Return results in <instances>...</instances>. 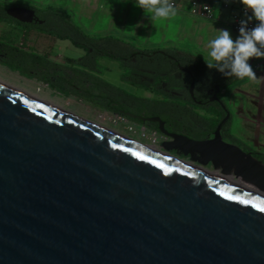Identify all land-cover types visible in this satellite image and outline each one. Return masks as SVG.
Returning <instances> with one entry per match:
<instances>
[{
    "label": "water",
    "instance_id": "obj_1",
    "mask_svg": "<svg viewBox=\"0 0 264 264\" xmlns=\"http://www.w3.org/2000/svg\"><path fill=\"white\" fill-rule=\"evenodd\" d=\"M120 114L158 124L161 152L192 167L0 82V264H264V170L223 140L229 113L205 140Z\"/></svg>",
    "mask_w": 264,
    "mask_h": 264
},
{
    "label": "rangeland",
    "instance_id": "obj_2",
    "mask_svg": "<svg viewBox=\"0 0 264 264\" xmlns=\"http://www.w3.org/2000/svg\"><path fill=\"white\" fill-rule=\"evenodd\" d=\"M15 4H24L35 7L38 10L53 9L69 17L72 23L80 28L85 34L95 39L102 37H114L121 45H129L141 52L163 51L172 49L178 52H186L192 56L207 60V44L214 39L218 32L216 29H227L235 39L239 34L230 29L226 22H218L219 7H214L215 20L206 21L192 17L188 14L187 2L183 8H177L178 14L171 20L153 22L144 16L143 11L133 6L134 0H5ZM175 4L178 0H169ZM8 25L5 30H0V42L26 49L31 52L40 53V56L54 61H61L67 69H75L82 72L85 68L83 62L96 61V72L99 69L102 78H98L108 84L121 89L133 96L142 98L141 95L130 93L123 88L121 75L128 71L123 68V63L118 60H110L105 57L92 56L91 61L83 58L86 51L75 47L70 40L55 39L38 31H27L26 28L14 21L5 22ZM12 25V26H11ZM120 45V46H121ZM150 55V54H147ZM48 60V59H47ZM81 60L82 63L73 61ZM100 60L105 64L114 66L112 69H104L99 66ZM157 59L153 58L139 60L140 64L146 66L154 65ZM250 63L258 77H264V58L252 59ZM83 64V65H82ZM103 65V64H102ZM77 67V68H75ZM81 68V69H79ZM116 68V69H115ZM18 72L11 70L9 66L0 64V82L26 93L40 101L67 111L85 121L95 123L103 128L111 130L131 141L163 151L160 139L157 136L155 142L149 135L143 134L144 127L127 121L125 118L103 111L99 106L91 102L76 98L73 95L65 96L60 90H53L36 81L29 80ZM159 80V79H158ZM160 81V80H159ZM161 89H165L161 86ZM140 89V88H137ZM152 100L171 102L170 98L158 95L154 89H150ZM144 94V93H143ZM218 97L224 102L230 113L229 132L237 139L234 145L239 146L246 153L264 155V81L257 84L254 80L245 77L234 80L224 89H220ZM176 103V101H174ZM192 110L202 114L201 109L189 104ZM152 134V133H151ZM150 134V135H151ZM190 137L198 136L190 134ZM224 140V139H223ZM225 142L231 143L229 140ZM259 159V158H258ZM261 159V158H260ZM262 163V162H261ZM207 170L213 171L209 165ZM228 173V172H223Z\"/></svg>",
    "mask_w": 264,
    "mask_h": 264
},
{
    "label": "trees",
    "instance_id": "obj_3",
    "mask_svg": "<svg viewBox=\"0 0 264 264\" xmlns=\"http://www.w3.org/2000/svg\"><path fill=\"white\" fill-rule=\"evenodd\" d=\"M11 7L14 6L0 4L1 22L14 21L24 26L27 31H38L41 29L40 33L43 35L60 40H70L75 47L83 48L86 51L83 58L89 57L88 60L90 61L92 56L118 60L123 63V68L128 71V73H125L126 75H121V81L129 84L130 86L148 90L149 87L154 84V90L158 95L170 98L171 100L178 98L171 96L170 92H183L182 90L176 88L177 85L173 82L172 77L170 76L171 72L176 70V67L170 63L168 59H165L164 55H160L156 51L141 52L129 45H121L117 40H114V37L106 36L98 39L90 37L80 28L75 26L69 17L53 9L38 10L29 7V9L34 11L35 16L41 21V23L23 24L12 19L6 14V11ZM162 52L166 55L176 57L178 59V63L183 67H188L189 65L194 66L196 68L195 72L198 76L207 78V82L210 85L218 83L220 85L219 89H224L234 80H238V78L234 76H225L214 69H209L203 60L186 52H178L172 49H166ZM132 53L153 54L154 56H151L152 59L155 58L160 62L164 61L165 63L161 66L160 70L157 71L156 75L145 76L143 73L138 71V69L142 68L141 65L129 64L128 59ZM73 62L80 64L83 61L81 62V60H79ZM0 64L9 66L11 70L18 72L27 79L40 81L53 90L58 89L65 96L73 95L76 98L87 100L95 106H99L103 111L123 117L126 120L137 123L143 127L147 124H143L139 120L126 118L121 115L120 112L127 111L134 114L145 113L146 115H160L164 118V109L172 106V101L169 103L167 101H155L148 98L133 96L87 73L75 69L64 68L48 61L34 52L25 49H17L16 47H12L2 42H0ZM83 64H85L84 67L89 71L96 72L95 60L91 61L90 64L89 62H83ZM157 66L158 64H154L145 68L152 69L154 67L157 69ZM162 73H165V76H162ZM143 77L151 79L153 83L141 81L140 79ZM163 83L165 84V89L160 88V84ZM128 100L134 102V105H131ZM189 103L192 106L195 105L194 103H191V101H189ZM197 107L205 108L211 115L210 117L200 118L203 123V130L198 129L196 131L198 132V137L205 138L206 136L214 133L217 125L223 117V112L221 109L214 107V105ZM229 124L230 121L223 127L221 136L224 140H229L231 143H234L237 139L229 132ZM150 127L151 131H157L156 126ZM190 132L194 131L192 130ZM252 155L257 160L264 163L263 154L252 153Z\"/></svg>",
    "mask_w": 264,
    "mask_h": 264
},
{
    "label": "clouds",
    "instance_id": "obj_4",
    "mask_svg": "<svg viewBox=\"0 0 264 264\" xmlns=\"http://www.w3.org/2000/svg\"><path fill=\"white\" fill-rule=\"evenodd\" d=\"M238 3L246 17L240 21L239 35L234 39L227 29H216L218 35L208 42L204 62L209 69L225 76L247 77L260 84L264 77L256 75L250 60L264 58V0H238ZM133 6L153 22L168 21L178 14L176 5L169 0H134ZM252 21L254 27L249 28Z\"/></svg>",
    "mask_w": 264,
    "mask_h": 264
},
{
    "label": "flooded vegetation",
    "instance_id": "obj_5",
    "mask_svg": "<svg viewBox=\"0 0 264 264\" xmlns=\"http://www.w3.org/2000/svg\"><path fill=\"white\" fill-rule=\"evenodd\" d=\"M35 21L36 22H32L31 24H40L41 21L35 16ZM159 54V53H158ZM160 55H164L165 59H168L170 63H172L175 67L176 70H174L173 72H171L170 76L172 77L173 82L177 85L176 88L182 90V93L179 92H170L171 96H174L178 99H172V106L170 107H166L164 109L165 115L164 118L160 115H146L145 113H140V114H133L134 116H140L143 118H148V117H159L163 122H164V129L170 133V134H178V135H185L188 138L194 139V140H205V139H211L212 138V134L206 136L205 138H194V137H190V134H194L196 136L198 135V132H196L198 129H202L203 130V123L200 120L201 117H210L211 115L206 111L205 108H200L204 115L202 114L200 115V113L196 112L195 110H192L189 107V101H191V103H194L195 105L196 102H201V105H199V107H207L210 105H214V107H217L219 109L222 110L223 112V117L221 119V121L223 120V118L225 117L226 113H229L228 108L226 107V105L224 104V102L218 97L219 91L218 93H216V86H220L218 83H213V84H208V79L207 78H202L201 76H198L196 74V68L192 65H189L188 67H183L178 63V59L176 57L170 56V55H166L165 53L160 54ZM151 56H154L153 54L147 55L145 53L141 54V53H132L130 58L128 59L129 64H133V65H141L142 68L138 69L139 72L147 75V76H152V75H156L157 71L160 70L161 66L165 63L164 61H159V60H155L158 64V66L156 67L157 69H155L154 67L152 69H146L145 67L149 66V64L146 66V64H140L139 60L141 59H148L149 61H151ZM180 67L183 68V70H180ZM162 76H165V73H162ZM141 81H148L149 83H153V81L151 79H147L146 77L141 78ZM193 83V96L195 98V101L192 100L191 96L189 95V88L190 85ZM154 88V84L152 85ZM162 87L165 88V84L163 83L161 85ZM216 96L218 101H210V99ZM121 97V96H120ZM174 101H176V103H174ZM129 103H131V105H134V102H132L131 100H128ZM220 103H222L225 107V109L221 108ZM191 105V104H190ZM198 106V105H197ZM127 112V111H124ZM230 113H229V119L226 121V123L222 126L221 131L223 129V127L230 121ZM133 120V119H132ZM138 120V119H135ZM129 121V120H127ZM140 121V120H139ZM220 121V122H221ZM141 122V121H140ZM143 124H147L146 126H144V128L146 130H150L151 131V127L150 126H156L157 131H154L156 133V135L159 137L160 139V145L163 143V141H171L172 138L169 137H164L162 136L159 131H158V124L156 123H149V122H142ZM194 131V132H190V131ZM201 130V131H202ZM163 152H165L163 150ZM168 155L173 156L177 159L180 160H187L188 158H184L179 151H172L170 150L169 152H167Z\"/></svg>",
    "mask_w": 264,
    "mask_h": 264
},
{
    "label": "crops",
    "instance_id": "obj_6",
    "mask_svg": "<svg viewBox=\"0 0 264 264\" xmlns=\"http://www.w3.org/2000/svg\"><path fill=\"white\" fill-rule=\"evenodd\" d=\"M178 1H179V3H177V4L174 3L176 5V7L177 8L178 7L179 8H183L184 5H186L188 1L190 3V1H192V0H186L187 2L185 0H178ZM200 1L211 5L213 9H214V7H217L218 6L219 7V12H218L219 16H218V20L217 21L218 22H224V23L226 22V24H227V22L229 24V22L231 20V16L234 15V14H237L239 12V10L242 8V5L238 3V0H200ZM171 3H173V2H171ZM189 3L187 4V6H189ZM0 4H3V5H13L14 7H25L27 9H29V7L36 9L35 7L30 6V5H24L23 3L22 4H15L14 2H7L5 0H0ZM6 24L7 23L0 21V30H5L6 28H8L7 27L8 25H6ZM33 31H36V30H33ZM35 53L38 54V55H40V53H37V52H35ZM47 59H48V61H50V62H52L54 64H61V65H63V62H61L59 60L58 61H54L50 57H48ZM109 64H105L103 60H100L99 66L103 67L106 70L107 69H112L113 70L114 66L109 65ZM75 68H77V67H75ZM79 69H81V68H79ZM82 72L87 73V74H89L91 76H94L96 78H102V73H101L100 69H99V72L97 74H95L94 72L89 71L87 68H83L82 69ZM29 80H33V79H28L27 81H29ZM34 81H36L37 83H41L44 86H47L46 84H44V83H42L40 81H37L35 79H34ZM122 86H123V88L129 90L130 93H135V95H141L142 98L152 99V97H151L152 95L149 94L148 92L151 91L150 89H154L153 86H150L148 90L137 89V88H135L133 86L125 85V84H122Z\"/></svg>",
    "mask_w": 264,
    "mask_h": 264
},
{
    "label": "built area",
    "instance_id": "obj_7",
    "mask_svg": "<svg viewBox=\"0 0 264 264\" xmlns=\"http://www.w3.org/2000/svg\"><path fill=\"white\" fill-rule=\"evenodd\" d=\"M188 14L192 17H195L198 19H203L206 21L215 20L214 9L212 8V6L207 4V3L202 2L200 0L190 1L189 6H188ZM242 19H246V17H245V14L243 12V9L241 8L237 14H234L231 16V20L229 22L230 29L234 33L239 34L240 21ZM254 24H255V21L249 22L248 27L249 28L254 27ZM144 130H146V129L144 128ZM145 133H146V135L151 136L153 138V142H155V139L157 137L155 132L150 131V133H148L147 131H144L143 134H145Z\"/></svg>",
    "mask_w": 264,
    "mask_h": 264
},
{
    "label": "bare ground",
    "instance_id": "obj_8",
    "mask_svg": "<svg viewBox=\"0 0 264 264\" xmlns=\"http://www.w3.org/2000/svg\"><path fill=\"white\" fill-rule=\"evenodd\" d=\"M10 88H11V87H10ZM47 105H48V106H51V107H53V108H57V107H54V106L49 105V104H47ZM57 109H59V108H57ZM59 110H61V109H59ZM61 111H63V110H61ZM64 112H66V111H64ZM89 124L92 125V126H94V127L99 128V129H101V130H104V131H106V132H109V133H111V134H113V135H116V136H118V137H121L120 135L116 134L115 132H113V131H111V130H108V129H106V128H103V127H101V126H99V125H97V124H95V123L89 122ZM122 138L127 139V138H125V137H123V136H122ZM148 149H150V150H152L153 152H156V153H158V154L165 155L166 157H168V158H170V159H172V160H175V161H177V162H180V163H182V164H184V165H187V166H189V167H192V166H191L190 164H188L187 162L182 161V160H178L177 158H174V157H172V156H170V155H167V154L161 152L159 149H155V148H148ZM248 160H249V161H250V162H251L256 168L264 170V166H263L262 164L256 162L254 159H250V158H248ZM201 171L206 172L207 174L211 175L212 177H216V178H218V179H220V180H223V181H225V182H229V183H232V184L238 183V181H239L238 179H236V178L234 177V175H233L232 172H228V173L225 174V173H223L220 169H219V170H216V171H207V170L204 169V170H201Z\"/></svg>",
    "mask_w": 264,
    "mask_h": 264
}]
</instances>
